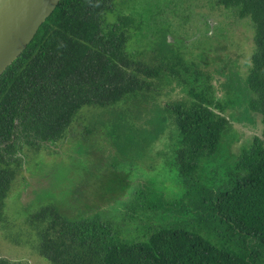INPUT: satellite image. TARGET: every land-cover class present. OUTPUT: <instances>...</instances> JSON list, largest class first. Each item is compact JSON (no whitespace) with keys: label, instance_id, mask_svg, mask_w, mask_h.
I'll use <instances>...</instances> for the list:
<instances>
[{"label":"trees","instance_id":"16d2710c","mask_svg":"<svg viewBox=\"0 0 264 264\" xmlns=\"http://www.w3.org/2000/svg\"><path fill=\"white\" fill-rule=\"evenodd\" d=\"M130 1L60 0L0 75V219L22 169L23 144H55L72 132L82 108L145 99L153 85L145 77L157 84L172 79L188 95L163 107L177 129L172 182L134 181L128 189L125 180L123 204L110 213L83 183L71 214L50 202L26 217L37 247L51 264H264V0H216L254 27L246 72L236 80L227 73L218 97L210 72L170 51L165 31L154 64L135 56L144 48L127 49L143 20L122 12ZM242 108L246 122L249 113L257 115L250 119H259L260 133L235 147L231 123L245 121L227 113L233 119ZM111 113L125 116L118 108ZM91 132L85 126L81 137ZM0 264L16 263L0 258Z\"/></svg>","mask_w":264,"mask_h":264},{"label":"rangeland","instance_id":"374dc122","mask_svg":"<svg viewBox=\"0 0 264 264\" xmlns=\"http://www.w3.org/2000/svg\"><path fill=\"white\" fill-rule=\"evenodd\" d=\"M122 12L137 19V13L143 15L140 32H134L127 43L130 52L146 51L141 57L135 53L137 59L156 63L152 57L157 55L163 30L170 51L210 72L216 97L226 89L227 73L241 79L246 72L254 47V27L249 17L239 16L237 8H225L216 0H131ZM146 54L152 60H147ZM145 78L153 82L144 91L145 99L139 95L140 101L132 99L114 107H84L68 137L51 147L22 145L19 153L25 162L13 177L0 219V258L16 264H51L40 253L38 237L26 217L50 202L71 214L75 191L83 183L94 196L100 195L104 201L101 209L110 213L123 204L119 189L125 180L130 182L128 189L134 181L157 185L172 182L170 150L177 129L171 123L172 114L163 107L188 95L175 80L157 84L155 77ZM115 108L125 116L115 118L111 113ZM236 112L233 119L232 112L227 113L231 121H238V117L243 120V108ZM255 115L249 113L250 122L231 123L239 135L235 147L260 133L259 119H250ZM115 122L119 128L111 125ZM85 126L92 129L86 139L81 137Z\"/></svg>","mask_w":264,"mask_h":264},{"label":"water","instance_id":"95a60500","mask_svg":"<svg viewBox=\"0 0 264 264\" xmlns=\"http://www.w3.org/2000/svg\"><path fill=\"white\" fill-rule=\"evenodd\" d=\"M60 0H0V75L33 39Z\"/></svg>","mask_w":264,"mask_h":264},{"label":"flooded vegetation","instance_id":"af4514ba","mask_svg":"<svg viewBox=\"0 0 264 264\" xmlns=\"http://www.w3.org/2000/svg\"><path fill=\"white\" fill-rule=\"evenodd\" d=\"M55 143H57V142H55ZM47 144H48V146L51 147V143H50V142H49V143H46L45 145H47ZM52 145H53V144H52ZM18 155L22 158V162H21V164H22V167H23L24 162H25V158H24V156H22L21 153H18ZM21 171H22V169H21Z\"/></svg>","mask_w":264,"mask_h":264}]
</instances>
